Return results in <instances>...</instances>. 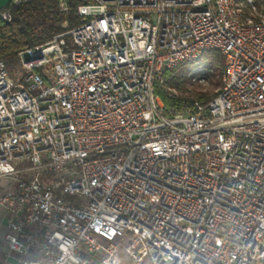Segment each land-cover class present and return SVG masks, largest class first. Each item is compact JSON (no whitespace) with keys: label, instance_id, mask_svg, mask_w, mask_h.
Wrapping results in <instances>:
<instances>
[{"label":"built area","instance_id":"1","mask_svg":"<svg viewBox=\"0 0 264 264\" xmlns=\"http://www.w3.org/2000/svg\"><path fill=\"white\" fill-rule=\"evenodd\" d=\"M77 13L17 77L0 59V264H117L120 241L132 264H264V0ZM210 51L215 95L165 106L164 74Z\"/></svg>","mask_w":264,"mask_h":264},{"label":"trees","instance_id":"2","mask_svg":"<svg viewBox=\"0 0 264 264\" xmlns=\"http://www.w3.org/2000/svg\"><path fill=\"white\" fill-rule=\"evenodd\" d=\"M59 1L24 0L19 3L11 2L2 9L8 10L11 18L6 20L0 16V59L5 62L10 74L17 65L16 54L19 50L47 42L53 36L82 22L77 7L87 0H63L67 6L65 11L60 10ZM66 38L69 40L68 36ZM213 52H207L204 56L210 57L218 53ZM171 74L172 72L164 74L167 82L171 81ZM156 92L165 106L183 109V101L169 97L160 86H156Z\"/></svg>","mask_w":264,"mask_h":264},{"label":"rangeland","instance_id":"3","mask_svg":"<svg viewBox=\"0 0 264 264\" xmlns=\"http://www.w3.org/2000/svg\"><path fill=\"white\" fill-rule=\"evenodd\" d=\"M63 25L66 24L63 23ZM213 53H216V51ZM222 63V57L218 53L212 54L210 57L206 55L198 63L185 65L173 71L171 81L167 82L164 78L160 87L169 97L183 101V108L188 107L194 101L206 102L215 95L220 86ZM19 71V66L15 65L11 76L13 78L17 77ZM6 187L5 178H1L0 191ZM1 217L2 211L0 208ZM117 264H132L127 255L126 241H120L118 245Z\"/></svg>","mask_w":264,"mask_h":264},{"label":"crops","instance_id":"4","mask_svg":"<svg viewBox=\"0 0 264 264\" xmlns=\"http://www.w3.org/2000/svg\"><path fill=\"white\" fill-rule=\"evenodd\" d=\"M0 208L2 211V217L0 218V240H2L6 232V225H5V209L1 204H0Z\"/></svg>","mask_w":264,"mask_h":264},{"label":"water","instance_id":"5","mask_svg":"<svg viewBox=\"0 0 264 264\" xmlns=\"http://www.w3.org/2000/svg\"><path fill=\"white\" fill-rule=\"evenodd\" d=\"M13 0H0V11Z\"/></svg>","mask_w":264,"mask_h":264}]
</instances>
